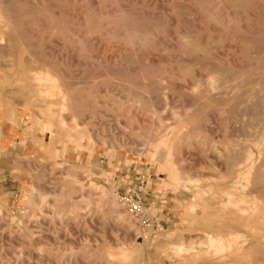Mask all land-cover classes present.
Returning <instances> with one entry per match:
<instances>
[{
    "label": "rangeland",
    "instance_id": "obj_1",
    "mask_svg": "<svg viewBox=\"0 0 264 264\" xmlns=\"http://www.w3.org/2000/svg\"><path fill=\"white\" fill-rule=\"evenodd\" d=\"M1 1L0 96L50 146L28 157L24 193L0 192V264H264V0ZM23 67L74 84L65 94L78 99L21 92ZM211 78L217 100L202 93ZM221 173L235 179L209 219L213 196L199 201L194 185L221 186ZM133 186L148 223L119 202ZM224 217L245 229L224 233Z\"/></svg>",
    "mask_w": 264,
    "mask_h": 264
},
{
    "label": "crops",
    "instance_id": "obj_2",
    "mask_svg": "<svg viewBox=\"0 0 264 264\" xmlns=\"http://www.w3.org/2000/svg\"><path fill=\"white\" fill-rule=\"evenodd\" d=\"M9 65V61H7ZM21 70H25V68H21ZM6 75L1 78L2 82L5 84H11L12 81L6 80ZM9 79V78H7ZM26 84H29V80H23ZM13 85V84H11ZM12 92L14 89L12 88ZM21 92H25L26 94L32 93V90H21ZM40 102H43L46 105L52 104V100L46 99V97L39 98ZM49 103V104H48ZM14 106L11 104H5L4 97L1 94L0 96V192L3 196L8 198L12 202V199L18 196V191L25 188L30 182L31 171L28 166V157L38 156L42 153V148L45 145L46 148L50 146L49 138L46 135H43L37 131L36 134H33V130H31V125L28 123L30 120L29 110L24 106L17 107L15 119H12L11 112H13ZM224 183H228V185L221 184L216 188L205 186L202 187L199 184H195L194 187L199 188L198 191V199L201 201V197L204 198L205 195L211 194L213 197L211 201L205 203V207L202 208V213L209 219L214 215V211L218 209V207L225 208V204L227 203V199L230 197V191L226 186H230L231 182H234L235 178H226L225 174H222ZM201 188V189H200ZM217 191L215 193L213 190ZM200 194V195H199ZM217 194V195H215ZM221 197L218 202V198ZM220 203V204H219ZM198 213L201 211L200 205L197 206ZM226 209V208H225ZM225 212V210H224ZM238 211L236 214L237 215ZM226 216V215H225ZM225 218V217H224ZM226 222L223 224L224 233L230 231V229L236 230L240 227L245 229L246 222H243L237 226L236 228H231L229 225V219L225 218ZM226 226V227H225ZM211 237V233L208 234ZM186 243L182 242L177 247H186Z\"/></svg>",
    "mask_w": 264,
    "mask_h": 264
},
{
    "label": "bare ground",
    "instance_id": "obj_3",
    "mask_svg": "<svg viewBox=\"0 0 264 264\" xmlns=\"http://www.w3.org/2000/svg\"><path fill=\"white\" fill-rule=\"evenodd\" d=\"M8 4V3H7ZM6 10H7V7H6ZM6 10H4V7H2V1L0 0V24L2 23H6V19H5V13L6 12H8V11H6ZM6 11V12H5ZM12 11V10H11ZM10 11V12H11ZM5 12V13H4ZM9 13V12H8ZM8 13H6V14H8ZM11 21V20H10ZM9 21V24H8V22H7V24L8 25H12V24H10V23H12V21L10 22ZM2 24H1V26H2ZM8 25H7V27L5 28V30H4V32L5 33H7V34H9V36L10 37H12L11 36V34H12V32H11V29H10V27H8ZM13 26V25H12ZM16 34V33H15ZM8 36V37H9ZM5 39V38H4ZM191 43V42H190ZM192 43H195V42H192ZM197 44V43H196ZM195 46V45H194ZM190 47V46H189ZM195 47H198V46H195ZM190 48H192V47H190ZM200 48V47H199ZM194 49V48H193ZM197 50V49H196ZM202 50V49H201ZM191 51V50H190ZM196 53H197V51H195ZM191 54V53H190ZM192 54H193V52H192ZM194 56V55H193ZM236 60H238V59H236ZM238 61H241V60H238ZM3 63V62H2ZM233 63V62H232ZM2 65V64H1ZM5 66V65H4ZM236 66H238V64L236 65ZM252 66V65H251ZM33 67V66H32ZM239 67V66H238ZM4 68V67H3ZM233 69V68H232ZM33 70H37V71H33ZM214 70V69H213ZM44 71H45V69L42 71L41 69L39 70L38 68L37 69H34V68H31V69H27V70H24L23 71V73H22V75H21V77H22V79L23 80H29L30 82H29V84H26L25 82H22L23 84H20V86H21V88H22V90H29L30 88H32L34 91H36L37 93H39L40 95H43L44 97H46V99H48V100H52L53 102L56 100L57 101V103L56 104H58V105H61V103L62 102H64V104H65V106L67 105V104H69L70 103V101H72L73 102V100H76V99H78V97L75 95H73V96H70V97H68V94H65V92H74L75 90H77L78 91V89L76 88L75 89V85L73 84V85H70L68 82H65V84H62V85H60V84H58L57 82H56V80L55 79H53V78H51L50 76H48V75H46L45 73H44ZM219 71V70H218ZM225 71V70H224ZM240 71V70H239ZM28 72L30 73L29 75H28ZM226 72V71H225ZM228 72V71H227ZM230 72V71H229ZM241 72V71H240ZM223 74V73H222ZM225 74V73H224ZM233 75H234V73H233ZM236 75V74H235ZM238 76H236V78H235V80L234 81H236L237 79H240V80H243V78L241 77V76H243L244 74L242 73L241 75H239V74H237ZM229 76V75H228ZM212 77V76H211ZM214 77H215V75H214ZM229 77H231V76H229ZM233 77V76H232ZM245 77H246V75H245ZM245 77H244V79H245ZM247 77H248V75H247ZM215 78H217V77H215ZM249 78V77H248ZM248 78H247V80H248ZM32 80V82H31V80ZM231 79V78H230ZM229 78H228V81L230 80ZM218 80H220L221 81V78L219 79L218 78ZM218 80H216V79H214V78H211L209 81H208V83H207V87H205L206 88V91L204 90H202V93L203 92H208V93H210V95L212 94V95H216V100H217V95H219V92H223L224 90L222 89H220L219 88V86L218 85H220L221 87H223L220 83L218 84ZM246 80V79H245ZM245 80H243L244 82H245ZM226 81V80H225ZM231 81V80H230ZM229 81V82H230ZM263 81V80H262ZM61 82V81H60ZM244 82H242V83H244ZM227 82H225V84H226ZM231 83V82H230ZM232 83H233V81H232ZM238 83V82H237ZM205 84V83H204ZM218 84V85H217ZM224 84V85H225ZM234 84H235V82H234ZM241 83H239V85H240ZM246 84H248L247 83V81H246ZM251 84V83H250ZM250 84H248V85H250ZM260 83L259 82H257L256 84H255V86L256 85H259ZM237 85V84H236ZM236 85H235V87H236ZM195 86V85H194ZM193 86V87H194ZM202 86V85H201ZM204 86V85H203ZM232 86H234L233 84L231 85H229V83H228V85L225 87V88H232ZM241 86V85H240ZM254 86V85H253ZM260 86H262V83H261V85ZM246 87H247V85H246ZM251 87H252V85H251ZM250 87V88H251ZM257 87V86H256ZM255 87V88H256ZM259 87V86H258ZM263 88H264V86H262ZM261 87V88H262ZM195 88V87H194ZM198 88H200V85L198 84ZM238 88V87H237ZM241 88H245V87H241ZM250 88L248 87V89L250 90ZM254 88V87H253ZM254 88V89H255ZM204 89V88H203ZM240 89V88H239ZM239 89H236V90H238L239 91ZM246 89V88H245ZM200 90V89H199ZM227 90V89H226ZM241 90V89H240ZM242 90H244V89H242ZM261 90H263V89H261ZM193 91V90H192ZM233 91H234V88H233ZM237 91V92H238ZM247 91V90H246ZM251 92H252V88H251V90H250ZM256 91H258V90H256ZM76 92V91H75ZM228 92H229V89H228ZM236 92V93H237ZM241 92V91H240ZM240 92H239V94H240ZM247 92H249V91H247ZM251 92H250V94H251ZM261 92V91H260ZM199 93V92H198ZM200 93H201V91H200ZM242 93H243V91H242ZM245 93V92H244ZM204 94V93H203ZM221 94V93H220ZM226 94H228V93H226ZM257 94V93H256ZM263 94V93H262ZM208 96H209V94H207ZM225 95V94H224ZM253 95H254V93H253ZM65 96V97H64ZM207 96V97H208ZM220 96V95H219ZM229 96V95H228ZM233 96V95H232ZM239 96V95H238ZM242 96V95H241ZM258 95H256V97H257ZM213 97V96H212ZM211 97V98H212ZM227 97V96H226ZM231 97V96H230ZM255 97V96H254ZM261 97V100L264 98V94L263 95H261L260 96ZM211 98H210V100H211ZM215 98V97H214ZM224 98V97H223ZM233 98V97H232ZM235 98V97H234ZM237 98V97H236ZM235 98V99H236ZM249 98V97H248ZM222 99V98H221ZM219 100V102H221V101H223V100ZM227 99V98H226ZM225 98H224V100H226ZM231 99V98H230ZM213 100H215V99H213ZM215 100V101H216ZM238 100V99H237ZM236 100V101H237ZM256 100V102H257V100L258 99H255ZM227 101V100H226ZM235 101V102H236ZM240 101V100H239ZM243 101H245V100H243ZM253 101V100H252ZM251 101V104L253 103ZM61 102V103H60ZM217 102V101H216ZM234 102V101H233ZM232 102V103H233ZM234 102V103H235ZM262 102H264V101H262ZM261 102V103H262ZM222 103V102H221ZM225 103H227V102H225ZM237 103V102H236ZM244 103H246V102H244ZM257 104V103H256ZM264 104V103H263ZM235 105V104H234ZM250 105V104H249ZM258 105V104H257ZM256 105V107H255V105L253 106V107H255V108H257V107H261V106H257ZM261 105V104H260ZM252 107V106H251ZM263 107V106H262ZM249 108V107H248ZM253 109V108H252ZM251 108H250V110H252ZM259 109V108H258ZM248 111H250L249 109H247ZM260 110V109H259ZM258 110V111H259ZM262 110V109H261ZM263 110H264V108H263ZM253 111V110H252ZM252 111H251V114L253 115V113H252ZM254 111H255V109H254ZM256 112V114L257 115H259V112H257V111H255ZM254 112V113H255ZM249 113V112H248ZM76 115H77V113H76ZM75 115V116H76ZM251 115V116H252ZM250 115H249V117H251ZM260 116H261V114H260ZM259 116V117H260ZM77 117V116H76ZM253 117H256V115L254 116L253 115ZM256 119V118H255ZM254 119V120H255ZM260 120H261V117L259 118ZM258 120V119H257ZM257 120H255V121H257ZM263 120V119H262ZM253 126V125H252ZM264 144V143H263ZM261 146V145H260ZM264 149V148H263ZM262 150V149H261ZM251 153H253V152H251ZM263 159V158H262ZM261 159V160H262ZM253 161V160H252ZM254 162V161H253ZM247 163V162H246ZM264 164V163H263ZM253 166V165H252ZM257 167L259 166V165H256ZM261 166H264V165H261ZM257 167H255V170H256V168ZM245 169H247V167L245 168ZM261 169V168H260ZM263 169H264V167H263ZM250 170V169H249ZM255 170L253 171V172H255ZM260 172V171H259ZM256 173V172H255ZM254 173V174H255ZM236 174H238V173H236ZM237 176V175H236ZM259 176V175H258ZM255 177V175L253 176V178ZM249 178H250V175H249ZM248 178V179H249ZM259 180V179H258ZM262 180V179H261ZM245 187V186H244ZM247 187V186H246ZM79 188V187H78ZM242 188V187H241ZM240 190H242V189H240ZM263 190H264V188H263ZM264 192V191H263ZM257 193V192H256ZM235 194V193H234ZM237 194V193H236ZM252 196V195H251ZM255 199V198H254ZM259 199V198H258ZM256 200V199H255ZM260 202V200H258V202H255V205L257 206V204ZM253 206V207H255L256 208V206ZM258 206H259V204H258ZM217 210V209H216ZM215 210V211H216ZM254 210H256V213H255V211H254V213L255 214H257V209H254ZM214 211V212H215ZM229 211H230V209L228 208L227 209V211H225V215H228L229 216ZM238 211V214H237V216L239 217L240 216V210L238 209L237 210ZM237 211H235L236 213H237ZM254 215V214H253ZM252 215V216H253ZM259 215V214H258ZM257 215V216H258ZM255 219V218H254ZM257 219V218H256ZM256 219H255V221H256ZM254 221V222H255ZM256 223V222H255ZM258 223V222H257ZM226 227V226H225ZM234 237H236V236H234ZM234 237L232 238V239H234ZM239 237V236H238ZM237 237V238H238ZM222 239V238H221ZM228 239V238H227ZM226 238H225V240H227ZM240 239V238H239ZM216 240V239H215ZM215 240H211L212 242H211V250L212 251H220V250H225V249H223V246H224V244H222L223 242L222 241H215ZM236 240H238V239H236ZM241 240V239H240ZM223 241H224V239H223ZM222 242V243H221ZM241 242V241H240ZM239 241H238V243H240ZM224 243H225V241H224ZM229 244V243H228ZM236 244H237V242H236ZM235 244V245H236ZM221 245H223V246H221ZM230 245H232V244H230ZM234 245V246H235ZM241 245V244H240ZM232 248V247H231ZM180 251L181 250H184L183 248H181V249H179ZM230 249H228V251H229ZM190 251V250H189ZM215 252V253H216Z\"/></svg>",
    "mask_w": 264,
    "mask_h": 264
},
{
    "label": "built area",
    "instance_id": "obj_4",
    "mask_svg": "<svg viewBox=\"0 0 264 264\" xmlns=\"http://www.w3.org/2000/svg\"><path fill=\"white\" fill-rule=\"evenodd\" d=\"M118 198L122 206L134 219L139 223H148L150 215L147 212L141 187H128L124 192H119Z\"/></svg>",
    "mask_w": 264,
    "mask_h": 264
}]
</instances>
